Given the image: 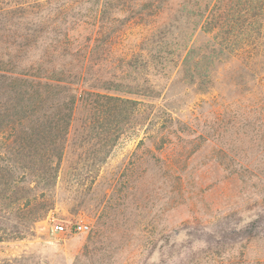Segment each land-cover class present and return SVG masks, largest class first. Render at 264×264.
Returning a JSON list of instances; mask_svg holds the SVG:
<instances>
[{"label": "trees", "instance_id": "trees-1", "mask_svg": "<svg viewBox=\"0 0 264 264\" xmlns=\"http://www.w3.org/2000/svg\"><path fill=\"white\" fill-rule=\"evenodd\" d=\"M236 60L261 73L264 0H0V242L55 209L75 122L99 172L134 122L179 123L148 111L174 76L207 93ZM234 244L216 235L164 264H248Z\"/></svg>", "mask_w": 264, "mask_h": 264}, {"label": "rangeland", "instance_id": "rangeland-1", "mask_svg": "<svg viewBox=\"0 0 264 264\" xmlns=\"http://www.w3.org/2000/svg\"><path fill=\"white\" fill-rule=\"evenodd\" d=\"M206 40L198 34L196 44ZM260 70L254 76L237 60L219 65L207 93L174 76L148 111L179 123L163 130L134 122L99 172L75 122L55 209L26 238L0 242V264H164L216 235L233 238L248 264H264ZM78 223L90 231L71 233ZM11 224L6 217L0 228Z\"/></svg>", "mask_w": 264, "mask_h": 264}, {"label": "built area", "instance_id": "built-area-1", "mask_svg": "<svg viewBox=\"0 0 264 264\" xmlns=\"http://www.w3.org/2000/svg\"><path fill=\"white\" fill-rule=\"evenodd\" d=\"M55 231L65 232L66 229L63 225L55 226ZM90 231V226L86 223H78L70 229L71 233H87Z\"/></svg>", "mask_w": 264, "mask_h": 264}]
</instances>
